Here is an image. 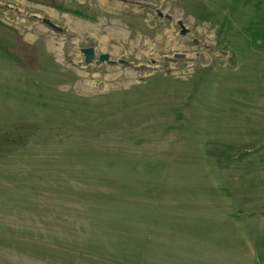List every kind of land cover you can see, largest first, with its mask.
I'll return each mask as SVG.
<instances>
[{
	"label": "rangeland",
	"instance_id": "rangeland-1",
	"mask_svg": "<svg viewBox=\"0 0 264 264\" xmlns=\"http://www.w3.org/2000/svg\"><path fill=\"white\" fill-rule=\"evenodd\" d=\"M0 264H264V0H0Z\"/></svg>",
	"mask_w": 264,
	"mask_h": 264
},
{
	"label": "water",
	"instance_id": "water-1",
	"mask_svg": "<svg viewBox=\"0 0 264 264\" xmlns=\"http://www.w3.org/2000/svg\"><path fill=\"white\" fill-rule=\"evenodd\" d=\"M158 15L161 17V13L158 12ZM166 19H169V16H165ZM45 23L47 24H50L47 20L44 21ZM51 25V24H50ZM180 26V29H181V34H185L186 33V30L184 29V27L179 24ZM80 53L84 56V61L86 64H90L93 59H94V52H93V49L92 48H84V49H81L80 50ZM180 55H176L177 58H180L179 57ZM99 61L102 62V61H108V56L107 55H101L99 56Z\"/></svg>",
	"mask_w": 264,
	"mask_h": 264
},
{
	"label": "crops",
	"instance_id": "crops-1",
	"mask_svg": "<svg viewBox=\"0 0 264 264\" xmlns=\"http://www.w3.org/2000/svg\"><path fill=\"white\" fill-rule=\"evenodd\" d=\"M233 228V224L231 223V222H227V224H226V228H225V233H224V235L226 236V232H227V234H229V229L231 230ZM243 231V230H242ZM244 232V231H243ZM234 235V234H233ZM238 239H240V238H243V240H244V238H245V235H243V233H238ZM236 236V237H237ZM243 242V241H242ZM224 245H228L227 243H224ZM244 245V244H243ZM245 245H247V243H245Z\"/></svg>",
	"mask_w": 264,
	"mask_h": 264
},
{
	"label": "trees",
	"instance_id": "trees-1",
	"mask_svg": "<svg viewBox=\"0 0 264 264\" xmlns=\"http://www.w3.org/2000/svg\"><path fill=\"white\" fill-rule=\"evenodd\" d=\"M226 148H227V149H226V152H227V153H230L231 150L233 149L232 147H228V146H227Z\"/></svg>",
	"mask_w": 264,
	"mask_h": 264
}]
</instances>
